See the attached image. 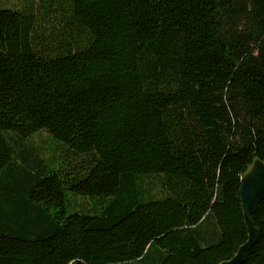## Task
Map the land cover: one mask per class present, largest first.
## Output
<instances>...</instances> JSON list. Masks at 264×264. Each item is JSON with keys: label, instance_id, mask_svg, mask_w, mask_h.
Instances as JSON below:
<instances>
[{"label": "trees", "instance_id": "obj_1", "mask_svg": "<svg viewBox=\"0 0 264 264\" xmlns=\"http://www.w3.org/2000/svg\"><path fill=\"white\" fill-rule=\"evenodd\" d=\"M54 13L59 23L46 20ZM46 131L81 167L11 135ZM264 163V0H25L0 9V264H221ZM163 176L153 199L141 181ZM108 198L68 214V195ZM259 239L243 264H264Z\"/></svg>", "mask_w": 264, "mask_h": 264}, {"label": "rangeland", "instance_id": "obj_2", "mask_svg": "<svg viewBox=\"0 0 264 264\" xmlns=\"http://www.w3.org/2000/svg\"><path fill=\"white\" fill-rule=\"evenodd\" d=\"M25 0H0V9H18L24 3ZM32 1V0H29ZM61 17H57L54 13H48L46 20L53 21L54 24H58ZM11 142L15 146L16 150L21 153L34 155V158L42 160L44 164H48L49 169L58 171L61 168L68 169L72 166L81 167L86 160L84 156L76 155L64 148L62 144L53 140L48 132L41 131L27 139H20L15 135H11ZM163 176H156L151 179H144L141 181L143 189H147L150 192V196L153 199H159L168 195V190L163 186ZM69 204L67 206L68 214L80 213L85 215H91V211L88 210L90 205L100 204L106 205L109 203L108 198H91L83 196L68 195ZM90 204V205H89Z\"/></svg>", "mask_w": 264, "mask_h": 264}, {"label": "water", "instance_id": "obj_3", "mask_svg": "<svg viewBox=\"0 0 264 264\" xmlns=\"http://www.w3.org/2000/svg\"><path fill=\"white\" fill-rule=\"evenodd\" d=\"M239 195L248 239L231 260L221 264H243L248 252L258 242L259 231L254 225L253 215L256 213L258 205L264 200V163L260 160H256L251 169L241 178Z\"/></svg>", "mask_w": 264, "mask_h": 264}]
</instances>
